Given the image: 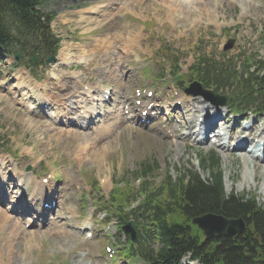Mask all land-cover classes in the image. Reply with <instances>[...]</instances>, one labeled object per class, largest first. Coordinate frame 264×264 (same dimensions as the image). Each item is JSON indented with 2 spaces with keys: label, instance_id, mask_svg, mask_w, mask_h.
Listing matches in <instances>:
<instances>
[{
  "label": "rangeland",
  "instance_id": "1",
  "mask_svg": "<svg viewBox=\"0 0 264 264\" xmlns=\"http://www.w3.org/2000/svg\"><path fill=\"white\" fill-rule=\"evenodd\" d=\"M45 9L56 15L52 30L61 40L58 55L63 53L71 62L59 58L60 64L36 62L27 67L31 57L21 56L19 64L13 58L0 63V157L9 163L6 177L14 174L16 179L20 173L25 178L24 186L15 179L8 182L7 201L23 199L37 212L42 203L32 202L35 193L30 185L37 183L45 186L44 191H37L40 197L56 191L58 206L42 221L17 218L8 203H0L5 215L0 214L2 264H143L131 257L132 245L118 227L115 230L116 222L111 220L116 210L109 209L113 215L107 220L103 209L118 205L111 199L117 198L116 193L124 196L132 188L135 194L139 171L147 163L158 165L156 174L142 182L153 189L167 177L176 180L179 172L187 170L208 178L211 172H203L200 160L213 152L220 158L226 194L254 196L264 205V160L220 146V142L234 146L238 141L227 135L232 125L220 142L212 139L203 144L187 136L185 129L177 135V120L172 122L174 128L167 126L168 112L178 96L189 98L186 107L177 109L181 116L188 112V118L197 120L206 113V103H210L198 95V88L190 86L192 79L186 75L201 57L216 61L226 57L242 65L253 64L254 58L264 60V0H49ZM176 67L179 79L171 80L169 75ZM18 85L30 98L27 108L21 103ZM25 85H29L26 91ZM88 88L95 99L88 100L90 111L107 92L114 100L109 109H98L105 116L93 126L60 125L55 108L44 115L32 104L33 99L42 103L43 94L56 101L69 96L76 107L79 99L72 96ZM143 89L154 92L160 108V122L155 120L147 128L129 122L122 111L127 99L136 108L137 90ZM222 94L234 98L236 93L227 90ZM203 108L202 114L198 110ZM140 112L132 118L138 120ZM236 116L244 117L240 131L246 133L245 128L253 125L261 134L264 119ZM115 119L121 125L114 134H101ZM166 126L177 137L169 136ZM140 202L137 195L132 207L139 208L138 212ZM121 208L130 214L128 207ZM5 218L19 228L15 233L5 231Z\"/></svg>",
  "mask_w": 264,
  "mask_h": 264
},
{
  "label": "trees",
  "instance_id": "2",
  "mask_svg": "<svg viewBox=\"0 0 264 264\" xmlns=\"http://www.w3.org/2000/svg\"><path fill=\"white\" fill-rule=\"evenodd\" d=\"M47 0H0V48H32L54 53L57 40L51 33L52 18L42 11ZM39 8H42L39 10ZM34 51H32L33 53ZM255 62L256 71L243 67L240 73L229 63L204 58L190 70L206 89H233L239 94L238 108L264 111V60ZM229 66V67H228ZM234 104V103H233ZM218 158L202 161L212 169L203 180L197 173L182 174L178 184L168 179L156 199L146 203L143 221L151 227L139 235L136 252L146 264H180L190 254L202 264H264V206L251 196L226 195ZM143 166V175L152 171ZM161 196V198H159ZM243 219L246 230L233 237L206 240L192 220L203 214ZM153 240L157 246L154 247Z\"/></svg>",
  "mask_w": 264,
  "mask_h": 264
},
{
  "label": "bare ground",
  "instance_id": "3",
  "mask_svg": "<svg viewBox=\"0 0 264 264\" xmlns=\"http://www.w3.org/2000/svg\"><path fill=\"white\" fill-rule=\"evenodd\" d=\"M63 59V61L64 62H66V61H70V58H62ZM67 63V62H66ZM20 84L21 85H23V82L21 81L20 82ZM18 88H21V87H19V85L17 86ZM28 87H29V85H25L24 86V89H25V91L26 90H28ZM22 89V88H21ZM22 91V90H21ZM28 92V91H27ZM89 94H90V92H88ZM85 94H82V93H80L79 94V96H77V98H80V99H84L83 98V96H84ZM27 96V94H23V91H22V93H21V103L24 105L23 107H26L25 106V104H26V102H28V97H26ZM86 96V95H85ZM26 97V98H25ZM42 97V96H41ZM92 95L90 94V99L92 100ZM100 98V97H99ZM51 99V98H50ZM86 99H87V97H86ZM189 99V98H188ZM53 100V99H52ZM88 100V99H87ZM178 100V99H177ZM26 101V102H25ZM102 102V101H101ZM81 103H82V105H84V109H87V108H89V107H87L86 106V103L83 101V100H81ZM58 104H60V102L58 101L57 103H55V101H53V102H51V107L52 108H55V109H57L55 112H54V114H56L57 115V117H56V121H59V120H61V119H67V121H68V119L70 120V117H68V115H69V113L66 111V109H63V110H60V109H58L57 107H58ZM27 108V107H26ZM46 108H44V111H48V110H45ZM197 109H199V107H197ZM50 111H51V109H49ZM198 111H201V112H204V110L202 111V110H198ZM96 112V111H95ZM90 113V114H89ZM84 115L86 114V117L83 119L84 120V126H87V123L90 121V119L92 118V114H93V112H84L83 113ZM88 114V115H87ZM206 115H207V113L205 114V117H206ZM214 115H215V113H214ZM103 117H104V115H103ZM102 117V118H103ZM121 117H123V116H121ZM118 119H115V122L112 124V125H108V126H105L104 127V130L102 131V132H100L101 134H103V135H107V136H109L110 134H114V130H116V127H120V125H121V123H116V121H117ZM125 120V117L123 118V121ZM198 120V119H197ZM59 123H61V122H59ZM116 123V124H115ZM213 122H210V123H208V125L205 127L206 129H208V131H210L211 129H212V127H213V125L214 124H212ZM88 126H93V125H88ZM199 126V125H198ZM204 128V129H205ZM263 129V128H262ZM120 130H122V128H120ZM258 133V132H257ZM261 133H264V130H262V132ZM241 135V134H240ZM260 135V134H259ZM259 135L257 136V135H253V134H250V135H248V137H250V139H254L255 137L257 138V137H259ZM252 137V138H251ZM241 138V137H240ZM261 138H263V137H261ZM103 140V139H102ZM238 142H240L239 140H238ZM263 160H264V157H263ZM19 176H17V181H18V183L20 184V185H23V183H24V181H25V178L24 177H21L20 175L21 174H18ZM0 181H1V184H5L6 182H7V180H6V177H0ZM31 185V184H30ZM32 185H33V190H34V192H35V194H34V199H38V198H43L44 199V201H43V203L44 202H46L47 200H49V199H51L53 196H54V192L53 191H51L50 193H46V194H41L42 196L40 197L39 196V193H37V191H44L43 190V186H40V185H38L37 183H32ZM37 187V188H36ZM38 189V190H37ZM16 209L17 210H23L24 212H23V215H22V217H25V215L27 214V209H26V206H18V207H16ZM44 209V208H43ZM42 209V210H43ZM28 210L29 211H31V208H30V206H28ZM44 210H46V209H44ZM0 214L3 216V217H5V215H3V213H1L0 212ZM3 223H4V225H3V227H4V229H5V231L6 232H8V231H13L12 233H15L19 228L16 226V224H9V222L8 221H6V218L3 220ZM14 227H13V226ZM11 247V246H10ZM5 250V249H4ZM3 251V250H2ZM2 251H1V253H2ZM18 251V250H17ZM8 252V251H7ZM6 252V253H7ZM12 253V252H11ZM7 255V254H6ZM9 258V257H8ZM3 258L1 257V260H2ZM3 262H4V260H3ZM2 262V263H3ZM8 262V261H7ZM1 263V262H0ZM1 263V264H2ZM6 264V263H5Z\"/></svg>",
  "mask_w": 264,
  "mask_h": 264
},
{
  "label": "water",
  "instance_id": "4",
  "mask_svg": "<svg viewBox=\"0 0 264 264\" xmlns=\"http://www.w3.org/2000/svg\"><path fill=\"white\" fill-rule=\"evenodd\" d=\"M202 94L208 97V93L204 92ZM224 100V98L222 100L218 99V101L216 102H222L223 104ZM240 223L241 221H227L226 219L213 215H205L201 218L194 220V224H197L207 237H211L214 234L232 235L236 231L241 230V228L238 227Z\"/></svg>",
  "mask_w": 264,
  "mask_h": 264
}]
</instances>
